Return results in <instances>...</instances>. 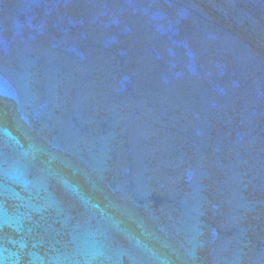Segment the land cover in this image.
I'll return each mask as SVG.
<instances>
[{"label":"water","instance_id":"95a60500","mask_svg":"<svg viewBox=\"0 0 264 264\" xmlns=\"http://www.w3.org/2000/svg\"><path fill=\"white\" fill-rule=\"evenodd\" d=\"M0 264H264V0H0Z\"/></svg>","mask_w":264,"mask_h":264}]
</instances>
